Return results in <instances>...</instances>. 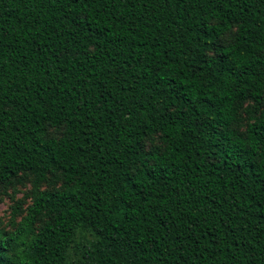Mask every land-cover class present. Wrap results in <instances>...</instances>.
<instances>
[{
  "label": "trees",
  "instance_id": "16d2710c",
  "mask_svg": "<svg viewBox=\"0 0 264 264\" xmlns=\"http://www.w3.org/2000/svg\"><path fill=\"white\" fill-rule=\"evenodd\" d=\"M26 182L0 264H264V0H0Z\"/></svg>",
  "mask_w": 264,
  "mask_h": 264
},
{
  "label": "rangeland",
  "instance_id": "374dc122",
  "mask_svg": "<svg viewBox=\"0 0 264 264\" xmlns=\"http://www.w3.org/2000/svg\"><path fill=\"white\" fill-rule=\"evenodd\" d=\"M31 187L30 182H26L24 185L15 186L7 192H0V228L12 229L14 208H21L20 210L24 215V210L31 203ZM22 216L19 215L15 221H20Z\"/></svg>",
  "mask_w": 264,
  "mask_h": 264
}]
</instances>
